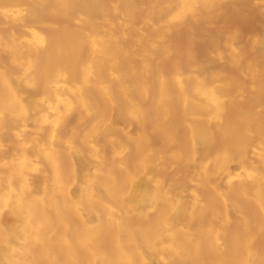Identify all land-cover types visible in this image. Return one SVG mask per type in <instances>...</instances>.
I'll return each instance as SVG.
<instances>
[{"label": "bare ground", "instance_id": "1", "mask_svg": "<svg viewBox=\"0 0 264 264\" xmlns=\"http://www.w3.org/2000/svg\"><path fill=\"white\" fill-rule=\"evenodd\" d=\"M258 6L0 0V264H264V15L230 25Z\"/></svg>", "mask_w": 264, "mask_h": 264}, {"label": "rangeland", "instance_id": "2", "mask_svg": "<svg viewBox=\"0 0 264 264\" xmlns=\"http://www.w3.org/2000/svg\"><path fill=\"white\" fill-rule=\"evenodd\" d=\"M142 6L143 7H145L146 5L145 4H147V2L145 3V1L144 2H142ZM258 8H259V10L261 11V13H260V15L259 16H256V18L254 17H252V19L250 18L249 19V17H242V18H235V19H233V21L231 22V26H232V28H236L237 30H239V33H240V45L241 46H249L251 43V41H250V37L252 36V35H254L255 33H258V32H260L261 31V29H262V26H260L259 24H262V16L264 15V10H262L261 9V7L260 6H258ZM39 12V11H38ZM38 12H37V16L39 17L40 16V13L38 14ZM42 12L43 11H41V14H42ZM45 12H43V14H44ZM148 16H150L151 17V15H149L148 13H145L144 14V19L147 21V15ZM262 15V16H261ZM44 16H46V15H44ZM44 16L42 17V16H40L39 17V19H44ZM161 17L163 18V19H165V15H161ZM258 17H260V19H261V21H259L258 22V20H260ZM110 18V20H112L114 23H116V25H117V29L118 30H122L121 28H120V26H121V24H122V27H123V30L125 29V27H126V24L125 23H123V22H121V21H118V23L120 22L121 24H118L117 23V21H116V19L115 20H113V16H112V19H111V17H109ZM263 18H264V16H263ZM149 19H151L152 20V17L151 18H149ZM148 19V22L150 21ZM237 19V20H236ZM240 20V21H239ZM116 21V22H115ZM150 22H152V21H150ZM235 22V23H234ZM259 23V24H258ZM238 24H239V26H238ZM153 25L154 24H150V26L151 27H153ZM235 25V26H234ZM155 27H156V25H154ZM234 26V27H233ZM260 26V27H259ZM155 27H153V29L152 28H150L149 29V27L147 28V31H150V33H152L153 31L152 30H155ZM238 27V28H237ZM138 28L139 27H136V26H134L133 27V34L134 33H139L138 35L139 36H141V34H142V36L141 37H146V38H148V36L150 35L149 33H144V32H139L140 30H138ZM152 29V30H151ZM122 30V31H123ZM137 30V31H136ZM187 30V31H186ZM185 31H182V32H186V35L184 36V34L182 33V32H180L182 35H180V34H178L177 32H174L175 33V35H172V34H174L173 32H170V33H172V34H169V36L168 37H170V38H168L170 41H171V43H173V41H174V44H172V48L173 49H175V50H173V52L177 55L178 53H179V55H184V59H189V57L186 55L187 54V51L189 50L188 49V47H186V46H188V45H190L191 43H192V40L194 39V35H192L191 34V32H190V30L189 29H186ZM136 31V32H135ZM152 31V32H151ZM243 31V32H242ZM215 32V33H214ZM211 33L215 36V38H216V42L214 43V42H210L209 40H206V39H204L205 40V42H203L202 41V48H204L203 50H207V51H209V52H205V55H206V62H207V65H208V70L209 71H212L213 69H219L220 70V68L221 69H223V70H229V71H231L232 69H230V64H231V59H232V55L231 54H229V53H231V51H230V49H228V48H226L227 46L229 47V45H228V42H227V31H226V26H224L223 28L221 27V28H215V29H213L212 31H211ZM242 33V34H241ZM147 34V35H146ZM189 34V35H188ZM135 36H137V34H134ZM187 36V37H186ZM250 36V37H249ZM140 37V38H141ZM175 37V38H174ZM181 37H183V41H182V38ZM222 37V38H221ZM178 38H180V39H178ZM188 38L190 39H192V40H188ZM144 39V38H143ZM173 41H172V40ZM175 39V40H174ZM186 39V40H185ZM144 40H146V39H144ZM168 40V41H169ZM226 40V41H225ZM244 40V41H243ZM169 41V42H170ZM243 41V42H242ZM178 44H177V43ZM190 42V43H189ZM207 42V43H206ZM248 42V43H247ZM179 43H180V45H179ZM182 43V44H181ZM184 43V44H183ZM187 43V44H186ZM203 43H206L207 45H209V46H207L206 44H203ZM244 43H245V45H244ZM177 44V45H176ZM243 44V45H242ZM249 44V45H248ZM181 45H185V47L184 46H181ZM204 45V46H203ZM206 46V47H205ZM214 46V47H213ZM220 46V47H219ZM184 49H183V48ZM222 47V48H221ZM178 49H180V51H182V52H180V51H178ZM183 49V50H182ZM221 49V50H220ZM227 49V50H226ZM176 51L178 52V53H176ZM213 51V52H212ZM230 51V52H229ZM229 52V53H228ZM227 56V57H226ZM188 57V58H187ZM207 57H208V59H212V60H207ZM218 60H217V59ZM226 58H228V59H226ZM216 59V60H215ZM226 59V60H225ZM215 60V61H214ZM218 61V62H217ZM185 62L187 63V61L186 60H184V64H185ZM219 63V64H218ZM224 63H226V64H224ZM246 63V62H245ZM192 63L190 62V61H188V64H186L185 66V69L188 67V70L187 71H193V65H191ZM223 64V65H222ZM221 65V66H220ZM225 65V66H224ZM191 66V67H190ZM220 66V67H219ZM226 66H229V67H226ZM232 167V169L231 170H239V166H237V165H234V166H231Z\"/></svg>", "mask_w": 264, "mask_h": 264}]
</instances>
